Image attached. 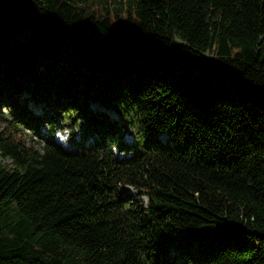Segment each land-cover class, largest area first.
Listing matches in <instances>:
<instances>
[{
	"label": "trees",
	"instance_id": "16d2710c",
	"mask_svg": "<svg viewBox=\"0 0 264 264\" xmlns=\"http://www.w3.org/2000/svg\"><path fill=\"white\" fill-rule=\"evenodd\" d=\"M1 3L0 264H264V0Z\"/></svg>",
	"mask_w": 264,
	"mask_h": 264
},
{
	"label": "rangeland",
	"instance_id": "374dc122",
	"mask_svg": "<svg viewBox=\"0 0 264 264\" xmlns=\"http://www.w3.org/2000/svg\"><path fill=\"white\" fill-rule=\"evenodd\" d=\"M89 1H91V0H89ZM2 12H3V14L5 15V18L8 21V19H9L8 9H6L5 6L1 3L0 4V14H2ZM15 30L16 31L20 30V32L22 33V39L23 40L27 41L28 39H30V34L31 33H30V30H29V27L27 26L26 21L18 19L17 28H15L14 26L11 27L10 28V32L13 33ZM0 116L4 117L5 119H9V117H10L9 111L6 108L2 109L0 111ZM66 127H67V129L70 130V132L75 130L76 133H78L79 132L78 130H80V131L82 130V128H75V127L71 126V124L68 121L61 119L59 124H58V126H57V128H66ZM2 129H3V122L0 120V131H2ZM44 129H45V132H46V131H48L49 127L45 126ZM43 130H42V132H43ZM70 132L66 131L64 133L66 134V133H70ZM129 132H130V136L133 135L134 138H135L134 130L129 129ZM33 139L36 142H41L42 141L40 136H33ZM0 162H2L5 166H9V167L13 166V163H12V161L10 159H4L1 155H0ZM121 191H122L123 194H125V193L126 194L127 193H130V194L136 193V191L134 189L128 188V187L121 188ZM140 199L144 200L145 202L147 201V198L144 197V196H141Z\"/></svg>",
	"mask_w": 264,
	"mask_h": 264
}]
</instances>
